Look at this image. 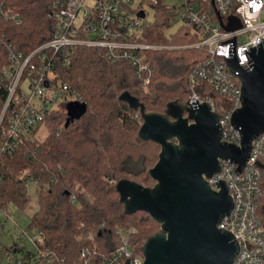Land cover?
<instances>
[{
    "label": "trees",
    "instance_id": "trees-1",
    "mask_svg": "<svg viewBox=\"0 0 264 264\" xmlns=\"http://www.w3.org/2000/svg\"><path fill=\"white\" fill-rule=\"evenodd\" d=\"M3 5L22 13L21 25L0 22L8 40L20 50L28 52L52 38L56 24L49 17L47 0H0V10ZM156 13L141 41L163 48L146 53L153 70L146 88L130 64L113 63L104 50L78 48L63 78L87 104V113L68 128L65 109L51 114L45 140L30 137L0 160L1 211L7 212L11 203L27 207L28 180L40 186L39 209L31 226L42 238L26 257L42 252L53 254L54 260L47 263L43 257L36 264H104L121 243L120 230L131 231V245L139 253L160 228L147 213L125 215L116 190L122 179L152 187L149 183L155 181L149 171L159 160L154 149L159 146L138 138L139 112L120 96L129 92L152 113L163 114L172 102L187 106L188 75L209 54L206 48L194 47L199 38L187 27L167 37L164 31L174 15L163 8ZM5 65L6 50L0 46V69ZM6 94L0 88V114ZM259 212L264 216V196Z\"/></svg>",
    "mask_w": 264,
    "mask_h": 264
},
{
    "label": "built area",
    "instance_id": "built-area-1",
    "mask_svg": "<svg viewBox=\"0 0 264 264\" xmlns=\"http://www.w3.org/2000/svg\"><path fill=\"white\" fill-rule=\"evenodd\" d=\"M48 14L56 28L50 40L25 52L8 40L0 26V46L6 50L7 65L0 69V88L6 90L4 108L0 114V160L12 155L30 137H41L46 129L48 116L65 109L71 102H82L80 95L63 78L78 48L106 51L113 63L130 64L144 87L153 74L146 53L163 47L142 42L150 24L144 4L157 11L164 8L160 0H47ZM183 25L197 34L196 48H206L207 60L195 66L188 75L190 97L193 102L208 103L211 110L220 115L223 128L222 141L241 146V134L231 123L233 113L242 107V82L233 73L225 58H230V44L223 42L236 37L237 54L246 64V50L264 40V0H179ZM144 13V17L140 16ZM229 16L237 17L243 27L226 31ZM221 19V20H220ZM23 23L22 13L15 8L2 6L0 22ZM141 117V116H140ZM142 121V120H141ZM264 163V134L252 143L250 159L240 175L238 165L220 160V171L208 182L219 191L217 182L223 180L233 199L229 216H225L219 229L231 233L240 247L234 264H264V216L259 206L264 196V169L256 164ZM33 180H28V184ZM38 188L40 186L38 185ZM1 211V210H0ZM123 231L128 233L123 237ZM131 231L120 230L121 243L104 264H143L142 250L135 253L131 245ZM90 237V236H89ZM42 233H35L30 240L37 244ZM92 238V237H90ZM133 248V251L131 250ZM17 250H14L16 252ZM47 263L54 260L51 253L37 252L35 258L11 256L2 264H36L40 258Z\"/></svg>",
    "mask_w": 264,
    "mask_h": 264
},
{
    "label": "water",
    "instance_id": "water-1",
    "mask_svg": "<svg viewBox=\"0 0 264 264\" xmlns=\"http://www.w3.org/2000/svg\"><path fill=\"white\" fill-rule=\"evenodd\" d=\"M228 19V26L221 21L226 31L234 34L243 27L237 17ZM224 44H230V58L224 60L242 82V107L231 118L241 134V146L222 141L220 115L208 103L199 105L196 101L192 107H183L172 102L159 114L147 112L129 92L120 96L141 116L139 140L161 148L157 164L149 171L153 187L129 179L116 184L125 215L144 212L161 227L142 248L143 264H234L239 253L236 238L218 228L234 204L227 184L218 181L220 190L215 191L208 179L220 171V160L237 164L235 173L240 175L250 159L253 141L264 134V40L245 51L248 62L241 65L235 35ZM66 110L68 128L87 113L88 106L71 102ZM256 164L264 169L259 159ZM124 264H131V260Z\"/></svg>",
    "mask_w": 264,
    "mask_h": 264
},
{
    "label": "rangeland",
    "instance_id": "rangeland-1",
    "mask_svg": "<svg viewBox=\"0 0 264 264\" xmlns=\"http://www.w3.org/2000/svg\"><path fill=\"white\" fill-rule=\"evenodd\" d=\"M164 8H169L168 11L174 15L170 22V26L165 29L164 33L167 37L176 34L182 27L181 20V3L179 0H160ZM144 9L147 12V23L153 24L157 18V11L148 4H144ZM193 33V32H192ZM194 34V33H193ZM49 131L46 129L41 133V139L45 140ZM155 153L160 154V147H154ZM149 185L152 187L155 183L151 180ZM38 184L31 182L28 184V192L30 194V202L25 209H21L15 204L8 205L7 212L0 211V264L8 262L9 257L16 256L19 258L26 257L28 252H35L36 247L30 240V237L35 233L34 228L31 226V217L39 209L38 200ZM138 216H144L138 214ZM161 230L158 228L157 232ZM123 237H127L128 233L123 231ZM14 250H17L14 252ZM133 251V248L131 247Z\"/></svg>",
    "mask_w": 264,
    "mask_h": 264
}]
</instances>
